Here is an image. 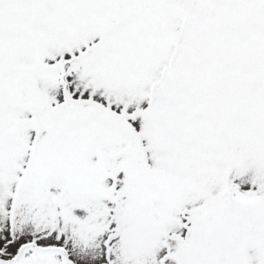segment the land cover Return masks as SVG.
I'll use <instances>...</instances> for the list:
<instances>
[{
    "label": "snow or ice",
    "instance_id": "obj_1",
    "mask_svg": "<svg viewBox=\"0 0 264 264\" xmlns=\"http://www.w3.org/2000/svg\"><path fill=\"white\" fill-rule=\"evenodd\" d=\"M0 264H264V0H0Z\"/></svg>",
    "mask_w": 264,
    "mask_h": 264
}]
</instances>
